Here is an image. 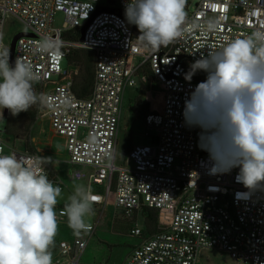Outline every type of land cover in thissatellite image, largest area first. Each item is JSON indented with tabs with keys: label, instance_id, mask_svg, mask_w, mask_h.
Listing matches in <instances>:
<instances>
[{
	"label": "built area",
	"instance_id": "built-area-1",
	"mask_svg": "<svg viewBox=\"0 0 264 264\" xmlns=\"http://www.w3.org/2000/svg\"><path fill=\"white\" fill-rule=\"evenodd\" d=\"M125 3L0 0L1 29L4 16L12 14L35 34L18 39L15 59L37 74L42 116L64 139L66 162L75 166L72 179L87 181L95 206L113 204L128 218L144 209L158 213L159 231L150 234L145 224L132 227L130 234L142 240L126 264H197L200 249L227 252L234 264H264V190L237 199L236 193L248 191L236 182L239 169L210 175L209 155L199 147L201 130L187 127L183 116L185 100L207 76L186 80L189 64L209 49L264 29V0H201L193 11L186 3L180 36L155 51L143 45L141 34L117 10L97 12L99 6H113L125 13ZM59 13L62 26L55 25ZM209 21L218 24L217 30H207ZM44 41L48 50L40 51ZM81 48L95 55L93 88L86 98L75 93V71L68 62ZM132 86L147 88L150 109L143 119L154 133L152 143L132 145L127 156L123 153L124 164H118L124 94ZM154 92L158 96L152 102ZM12 153L63 190V180L42 153L10 147L0 131V154ZM66 217L63 208L58 220ZM88 225L79 233L69 228V236L58 239L51 249L53 264H82L98 224Z\"/></svg>",
	"mask_w": 264,
	"mask_h": 264
},
{
	"label": "clouds",
	"instance_id": "clouds-1",
	"mask_svg": "<svg viewBox=\"0 0 264 264\" xmlns=\"http://www.w3.org/2000/svg\"><path fill=\"white\" fill-rule=\"evenodd\" d=\"M187 0H126L125 17L141 35L138 39L155 51L181 34ZM208 31L218 24L207 23ZM44 41L40 51H47ZM205 72L185 100L184 121L199 128V147L209 155L210 175L239 169L236 182L247 192L237 199H250L264 190V29L236 38L190 65L188 81ZM37 74L17 58L10 62L7 49L0 50V128L4 109L13 116L31 109L38 96ZM62 189L47 174L22 163L15 153L0 154V264H53L51 249L58 231L55 207ZM95 196L85 186H76L66 204L68 226L87 231L86 218L93 211Z\"/></svg>",
	"mask_w": 264,
	"mask_h": 264
},
{
	"label": "rangeland",
	"instance_id": "rangeland-1",
	"mask_svg": "<svg viewBox=\"0 0 264 264\" xmlns=\"http://www.w3.org/2000/svg\"><path fill=\"white\" fill-rule=\"evenodd\" d=\"M201 0H187L189 10L193 11ZM187 8H185L186 10ZM64 22L63 14L59 13L56 17V26H62ZM27 27L20 19L12 14L4 16L2 29L0 28L2 47L0 50L7 49L15 33L26 30ZM64 65L66 63L64 62ZM75 71V68L71 66ZM139 86L127 87L124 94V107L120 124L117 163L124 164L123 153L131 143L132 145H144L152 143V133L149 131L143 116L133 108L134 101L140 94ZM38 102L31 109H38L37 117L34 121L24 120L20 128L27 132V138L30 139V146L36 152L42 153L48 160L51 169L58 171L60 178L64 182V188L61 197L55 207L58 231L55 237L56 241L66 236L69 230L67 217L61 222L58 217L62 215V205L69 202V197L73 194L76 186H85L87 181H77L72 179L71 173L75 166L66 162L67 152L62 139L57 137L52 130L50 121L47 117L42 116L43 101L42 93L34 89ZM157 92L151 93L152 102L157 98ZM145 99H147L145 97ZM150 106V103H149ZM10 114V113H9ZM9 118V117H8ZM16 131V130H15ZM149 134L146 135V132ZM2 138L10 147H16L19 150H26L25 136H10L2 133ZM55 184V183H54ZM93 213L86 218L87 224H98L97 230L89 242L87 249L82 257V264H126V261L132 251L142 238L130 234L132 227L139 224L144 225L145 220L143 213H136L132 218L124 216L120 209H116L113 204H108L105 208L93 205ZM234 259L224 251L219 249H200L198 252L197 264H234Z\"/></svg>",
	"mask_w": 264,
	"mask_h": 264
},
{
	"label": "trees",
	"instance_id": "trees-1",
	"mask_svg": "<svg viewBox=\"0 0 264 264\" xmlns=\"http://www.w3.org/2000/svg\"><path fill=\"white\" fill-rule=\"evenodd\" d=\"M68 62L71 66L75 68L74 72V91L80 98L89 97L93 88L94 83V72H95V55L94 51L91 49L81 48L75 49L72 53L68 56ZM189 64V70L190 65ZM193 80H204L203 72H198L193 78ZM34 89L41 93L38 85L34 83ZM147 95V88L141 87L140 94L136 98L133 104V108H135L142 116H144L150 109L149 102L145 99ZM43 106V101L41 104V109ZM38 109H29L26 112H21L18 116H13L11 113L9 114V118L7 119L6 130L5 134L14 136H22L26 138L25 144L28 151L36 152L30 146V139L27 138V132L23 131L21 125L23 124L24 120L30 119V121H34L37 117ZM16 130V131H15ZM132 144L130 143L129 146L124 151V156H127L128 150L131 148ZM67 203L62 205V208H65ZM143 216L145 220V225L147 228V232L153 234L160 230L159 222H158V213L154 210L144 209ZM55 239V243H56Z\"/></svg>",
	"mask_w": 264,
	"mask_h": 264
},
{
	"label": "water",
	"instance_id": "water-1",
	"mask_svg": "<svg viewBox=\"0 0 264 264\" xmlns=\"http://www.w3.org/2000/svg\"><path fill=\"white\" fill-rule=\"evenodd\" d=\"M108 2H110L111 4H115V0H107ZM104 10H108V11H115L117 10L122 16L125 17V13L123 12L122 9H117L116 7H113V6H99L98 7V11L97 12H101V11H104ZM126 18V17H125ZM131 27L135 30V32L140 35V31L136 28L135 25H132L130 24ZM85 26L82 27L81 29V32H82V36L81 38L83 39V34L85 32ZM22 36H35V34L31 31H28V30H22V31H18L17 33H15L10 41V44H9V47H8V51H9V54H10V62L14 64L15 62V52H16V45H17V41L20 37ZM4 112V120H5V124L3 126V128H0V131L2 133H5V130H6V124H7V119L9 117V113L10 111L8 109H4L3 110Z\"/></svg>",
	"mask_w": 264,
	"mask_h": 264
},
{
	"label": "crops",
	"instance_id": "crops-1",
	"mask_svg": "<svg viewBox=\"0 0 264 264\" xmlns=\"http://www.w3.org/2000/svg\"><path fill=\"white\" fill-rule=\"evenodd\" d=\"M57 135V134H56ZM57 137H59L60 139H62L63 140V142H64V139H63V137H61V136H59V135H57ZM52 170L56 173V174H58L59 175V173H58V171L57 170H55V169H53L52 168ZM145 224V223H144ZM146 226V225H145ZM67 230V232H68V229H66ZM67 234V233H66ZM133 250V249H132Z\"/></svg>",
	"mask_w": 264,
	"mask_h": 264
},
{
	"label": "bare ground",
	"instance_id": "bare-ground-1",
	"mask_svg": "<svg viewBox=\"0 0 264 264\" xmlns=\"http://www.w3.org/2000/svg\"><path fill=\"white\" fill-rule=\"evenodd\" d=\"M1 36V35H0Z\"/></svg>",
	"mask_w": 264,
	"mask_h": 264
}]
</instances>
